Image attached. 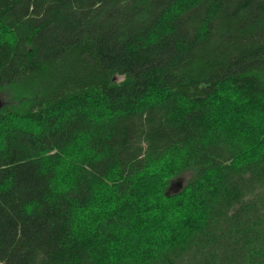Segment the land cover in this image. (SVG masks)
Here are the masks:
<instances>
[{
	"label": "trees",
	"instance_id": "1",
	"mask_svg": "<svg viewBox=\"0 0 264 264\" xmlns=\"http://www.w3.org/2000/svg\"><path fill=\"white\" fill-rule=\"evenodd\" d=\"M0 99V264H264V0H0Z\"/></svg>",
	"mask_w": 264,
	"mask_h": 264
},
{
	"label": "water",
	"instance_id": "2",
	"mask_svg": "<svg viewBox=\"0 0 264 264\" xmlns=\"http://www.w3.org/2000/svg\"><path fill=\"white\" fill-rule=\"evenodd\" d=\"M2 106H3V101L0 99V109L2 108ZM181 186H182V181L176 180L174 182V185L172 186L171 190H174V189L179 190L181 188Z\"/></svg>",
	"mask_w": 264,
	"mask_h": 264
},
{
	"label": "rangeland",
	"instance_id": "3",
	"mask_svg": "<svg viewBox=\"0 0 264 264\" xmlns=\"http://www.w3.org/2000/svg\"><path fill=\"white\" fill-rule=\"evenodd\" d=\"M181 181H184V179L183 180L181 179Z\"/></svg>",
	"mask_w": 264,
	"mask_h": 264
}]
</instances>
